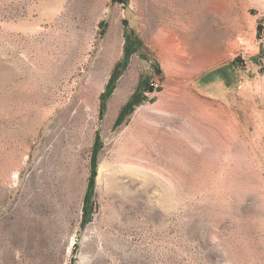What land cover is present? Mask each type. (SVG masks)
<instances>
[{
	"label": "rangeland",
	"instance_id": "374dc122",
	"mask_svg": "<svg viewBox=\"0 0 264 264\" xmlns=\"http://www.w3.org/2000/svg\"><path fill=\"white\" fill-rule=\"evenodd\" d=\"M262 5L0 0V264H264Z\"/></svg>",
	"mask_w": 264,
	"mask_h": 264
},
{
	"label": "bare ground",
	"instance_id": "6f19581e",
	"mask_svg": "<svg viewBox=\"0 0 264 264\" xmlns=\"http://www.w3.org/2000/svg\"><path fill=\"white\" fill-rule=\"evenodd\" d=\"M161 38H162L160 40L161 43H159L157 45V47H158V50H159V57L161 58V60L163 61L164 65H165V67L167 69H171L173 67H178L179 66V62H186V61L189 62V57L190 56L194 57L193 53H190V54L186 55V51H184L183 48H182L183 47L182 43L178 44V40L176 39V37L162 35ZM181 57H183L182 60H180ZM184 91H185V95L187 96L188 95L187 88H184ZM116 97L117 96L115 95V98L113 99V102L116 99ZM170 111H171V109L167 108V109L164 110L163 114H165L166 112H170ZM144 169H146V168H144ZM142 172H144V170ZM160 180H161V182L164 183V185H166V187H170L171 186V183H172L171 178H169V177L168 178H164V179L160 178Z\"/></svg>",
	"mask_w": 264,
	"mask_h": 264
},
{
	"label": "built area",
	"instance_id": "2783aa9c",
	"mask_svg": "<svg viewBox=\"0 0 264 264\" xmlns=\"http://www.w3.org/2000/svg\"><path fill=\"white\" fill-rule=\"evenodd\" d=\"M259 22L256 29L255 40L261 53H264V5H262L258 12Z\"/></svg>",
	"mask_w": 264,
	"mask_h": 264
},
{
	"label": "trees",
	"instance_id": "16d2710c",
	"mask_svg": "<svg viewBox=\"0 0 264 264\" xmlns=\"http://www.w3.org/2000/svg\"><path fill=\"white\" fill-rule=\"evenodd\" d=\"M129 53H130V51L128 50V51L126 52V56H127V57H128V55H129ZM261 57L264 58V53H261ZM112 77H113V78L111 79L110 83H109L108 86H107V90H106V92H105L106 94L109 93V89H110V87L112 86V84H113L115 78L117 77V72H114ZM95 169H96V157L93 156V159H92V170H91L92 177H91V179H90L89 188H91L92 183H93V178H94V176H95ZM86 214H87V212H86V210H85V211H84V217H85V218H86V216H87Z\"/></svg>",
	"mask_w": 264,
	"mask_h": 264
}]
</instances>
